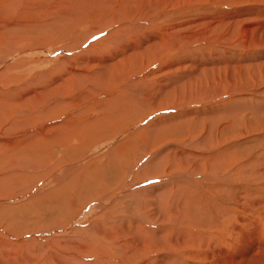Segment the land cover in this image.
I'll use <instances>...</instances> for the list:
<instances>
[{
  "label": "rangeland",
  "instance_id": "374dc122",
  "mask_svg": "<svg viewBox=\"0 0 264 264\" xmlns=\"http://www.w3.org/2000/svg\"><path fill=\"white\" fill-rule=\"evenodd\" d=\"M19 1L0 6V264H264V0Z\"/></svg>",
  "mask_w": 264,
  "mask_h": 264
},
{
  "label": "bare ground",
  "instance_id": "6f19581e",
  "mask_svg": "<svg viewBox=\"0 0 264 264\" xmlns=\"http://www.w3.org/2000/svg\"><path fill=\"white\" fill-rule=\"evenodd\" d=\"M2 1H3V0H0V3H1ZM4 1H5V4H6V5H9L8 7H10V4H12V5H11V8L13 9V8H14V7H13V6H14V2L17 1V0H4ZM89 1H90V0H89ZM110 1H112V0H110ZM19 2H20V1L18 0L17 6H18ZM113 2H114V1H113ZM113 2H112V3H113ZM95 3H96V2H95ZM99 4H100V3H99ZM99 4H98V5H99ZM1 5H3V4L1 3L0 6H1ZM86 5H88V2H87ZM86 5H85V8L87 7ZM143 5H144V4H143ZM146 5H147V4H146ZM79 6H80V5H79ZM105 6H108V5H105ZM144 6H145V5H144ZM81 7H83V6H81ZM88 7H90V6H88ZM114 7H115V6H114ZM129 7H130V6H129ZM79 8H80V7H79ZM101 8H102V7H101ZM104 8H106V7H104ZM109 8H110V7H109ZM80 9H81V8H80ZM86 9H87V8H86ZM89 9H91V7H90ZM93 9H94V8H93ZM117 9H118V8H117ZM151 9H152V8H151ZM99 10H100V9H99ZM99 10H98V11H99ZM101 10H103V9H101ZM114 10H115V9H114ZM152 10H153V9H152ZM83 11H84V9H83ZM115 11H116V10H115ZM129 11H130V10H129ZM75 12H76V11H75ZM75 12H74V13H75ZM175 12H177V11H175ZM255 12H256V11H255ZM20 13H21V12H20ZM45 15H46V19H47V16H48V17L51 16V14H50V16L47 15V14H44V16H45ZM160 15H161V14H160ZM42 16H43V15H42ZM44 16H43V17H44ZM99 16H100V15H99ZM161 16H162V15H161ZM255 16H257V15H255ZM39 17H40V16H39ZM52 17H54V16L52 15ZM159 17H160V16H159ZM167 17H168V16H167ZM223 17H224V16H223ZM139 18H140V17H139ZM153 18H154V16H153ZM35 19H36V18H35ZM38 19H39V18H38ZM46 19H45V20H46ZM48 19H50V18H48ZM142 19H143V18H142ZM40 20H42V19H40ZM40 20H38V22H39ZM61 20H62V18H61ZM150 21H151V20H150ZM222 21H223V20H222ZM0 22H1V19H0ZM5 22H6V21H5ZM17 22H18V21H17ZM30 22H31V21H30ZM32 22H33V20H32ZM32 22H31V23H32ZM59 22H60V21H59ZM3 23H4V22H3ZM6 23H7V22H6ZM11 23H12V22H11ZM19 23H20V22H19ZM27 23H28V22H27ZM27 23H26V25H27ZM31 23H30V24H31ZM41 23H42V21H41ZM43 23H44V22H43ZM62 23H63V22H62ZM153 23H154V22H153ZM197 23H198V22H197ZM7 24H9V23H7ZM15 24H16V23H15ZM15 24H14V25H15ZM24 24H25V23H24ZM32 24H33V23H32ZM32 24H31V25H32ZM45 24H46V22H45ZM45 24H44V25H45ZM49 24H50V23H49ZM49 24H48V25H49ZM70 24H71V22H70ZM129 24H130V25H129L130 30H131L135 35L137 34V32H138V33H139L140 31L142 32V29H141L142 26L140 27V25H139L136 21H134V22H132V23H129ZM150 24H151V23L149 22V25H150ZM195 24H196V23H195ZM224 24H225V23H224ZM4 25H5V23H4ZM14 25H13V26H14ZM17 25H18V24H17ZM26 25H23V26H26ZM40 25H41V24H40ZM46 25H47V24H46ZM46 25H45V26H46ZM146 25H147V24H146ZM7 26H8V25H7ZM33 26H34V25H33ZM33 26H32V27H33ZM4 27H5V26H4ZM15 27H17V26H15ZM18 27H20V26H18ZM30 27H31V26H30ZM50 27H51V26H50ZM50 27H49V28H50ZM125 27H126V26H125ZM198 27H199V26H198ZM33 28H34V27H33ZM33 28H31V29H33ZM47 28H48V27H47ZM211 28H212V27H211ZM213 28H214V27H213ZM217 28H218V27H217ZM3 29H4V28H3ZM5 29H7V28H5ZM9 29L12 30L10 27H9ZM9 29H7V30H9ZM14 29H15V28H14ZM19 29H21V27H20ZM29 29H30V28H29ZM62 29H63V28H62ZM98 29H99V28H98ZM151 29H152V28H151ZM7 30H6V31H7ZM15 30H17V29H15ZM15 30H14L13 32H15ZM174 30H175V28H174ZM6 31H5V33H6ZM18 31H19V30H18ZM22 31H23V30H22ZM22 31H21V32H22ZM26 31H27V30H26ZM26 31H25V32H26ZM63 31H64V29H63ZM93 31H94V30H93ZM212 31H213V30H212ZM10 32H11V31H10ZM25 32H24V33H25ZM48 32H49V30H48ZM5 33H4V34H5ZM19 33H20V32H19ZM32 33H33V32H32ZM49 33H50V32H49ZM60 33H61V32H60ZM94 33H95V32H94ZM7 34H9V33H7ZM58 34H59V33H58ZM113 34H116V32L113 33ZM23 35L26 36V34H23ZM48 35H49V34H48ZM142 35H144L143 32H142V34H141L140 36H142ZM137 36H138V35H137ZM144 36H145V35H144ZM218 36H219V35H218ZM180 37H181V36H180ZM216 37H217V36H216ZM19 38H20V36H19ZM19 38H18V39H19ZM43 38H44V37H43ZM181 38H182V37H181ZM221 38H222V37H221ZM15 39H16V37H15ZM18 39L16 40L17 42L20 41V40H18ZM145 39H146V38H145ZM154 39H156V38H154ZM44 40H45V39H44ZM102 40H104V39H102ZM117 40H118V38H117ZM136 40H137L136 42H139V41L142 40V38H141V39H136ZM182 40H183V39H182ZM212 40H213V37H212ZM9 41L11 42V40H9ZM9 41H8V42H9ZM12 41H13V38H12ZM14 41H15V40H14ZM16 41H15V42H16ZM127 41H128V40H127ZM149 41H151V40L149 39V40H147V44H146V43L143 44V46L145 47V49H147V50H144V51H145V54H144V57H145V58L148 57V56H146V54H147L148 51H151V52L154 51V53H155V49H153V48L156 47V46H153V45H155L154 42H156L157 40H155V41H151V42H149ZM183 41H184V40H183ZM188 41H189V40H188ZM1 42H2V43H6V41H4V39H2ZM8 42H7V43H8ZM36 42H37V41H36ZM99 42H100V41H99ZM111 42H112V41H111ZM111 42H110V43H111ZM144 42H145V41H144ZM170 42H171V40H170ZM181 42H182V41H181ZM2 43H0V44H2ZM7 43H6V44H7ZM142 43H143V42H142ZM6 44H5V45H6ZM22 44H23V42H22ZM101 44H103V42H102ZM140 44H141V43H140ZM152 44H153V45H152ZM3 45H4V44H3ZM7 45H8V44H7ZM7 45H6V46H7ZM12 45H13V44H12ZM19 45H21V44H19ZM35 45H36V44H35ZM72 45H73V44H72ZM112 45H113V44H112ZM116 45H117V44H116ZM137 45L139 46V44H137ZM168 45H169V44H168ZM1 46H2V45H0V49H1ZM6 46H5V47H6ZM10 46H11V45H10ZM36 46H37V45H36ZM138 46H137V47H138ZM164 46H166V45H164ZM170 46H171V45H170ZM179 46H180V45H179ZM5 47H4V48H5ZM121 47H123V46H121ZM124 47H126V46H124ZM124 47H123V48H124ZM128 47H129V46H128ZM137 47H136V48H137ZM158 47H159V46H157V48H158ZM177 47H178V46H177ZM12 48H13V47H12ZM90 48H91V47H90ZM92 48H94V47L92 46ZM130 48H131V47H130ZM132 48H133V47H132ZM132 48H131V50H132ZM136 48H135V46H134L133 49L135 50ZM170 48H171V47H170ZM10 49H11V48H10ZM14 49H15V46H14ZM14 49H13V50H14ZM16 49H17V48H16ZM70 49H71V47H70ZM140 49H141V48H140ZM176 49H177V48H176ZM4 50H8V51L11 52V50H9V48H8V49H4ZM4 50L1 51V52H4ZM18 50H19V49H18ZM61 50H62V49H61ZM129 50H130V49H129ZM134 50H133V51H134ZM137 50H139V49H137ZM137 50H136V51H137ZM141 50H142V49H141ZM141 50H140V51H141ZM177 50H179V47H178ZM14 51H15V50H14ZM136 51H135V52H136ZM140 51H138V52H140ZM84 52L86 53V51H84ZM121 52H122V51H121ZM123 52H124V51H123ZM11 53H12V52H11ZM15 53H16V52H15ZM66 53H67V52H66ZM124 53H125V52H124ZM127 53H128V52H127ZM141 53H142V52H141ZM41 54H42V53H41ZM114 54H115V53H114ZM132 54H134V52H133ZM136 54H138V53H136ZM80 55H81V54H80ZM121 55H123V54H121ZM147 55H148V54H147ZM133 56H134V55H133ZM135 56H136V55H135ZM142 56H143V54L141 55V58H139V59H142ZM149 57H151V56H149ZM70 59H71V58H70ZM124 59H126L125 56H124ZM124 59H123V61H124ZM117 60H118V59H117ZM150 60H153V58H150V59L148 58V61H150ZM120 61H121V60H120ZM126 61H127V60H126ZM124 62H125V61H124ZM142 62H144V61L142 60ZM145 62H146V61H145ZM115 63H116V62H115ZM122 63H123V62H122ZM66 67H67V66H66ZM115 67H116V64H115ZM11 70H13V69L11 68ZM11 70H10V71H11ZM15 70H19V69H15ZM116 70H117V69H116ZM13 71H14V70H13ZM125 72H126V71H125ZM125 72H123V73H125ZM127 72H128V71H127ZM16 73H17V72H16ZM19 73H21V72H19ZM80 73H81V72H80ZM67 74H69V73H67ZM12 75H13V74H12ZM65 75H66V74H65ZM80 75H81V74H80ZM17 76L20 77L19 75H17ZM66 76H67V75H66ZM72 77H73V76H72ZM78 77H80V76H78ZM13 78H15V77L13 76ZM21 78H22V77H21ZM15 79H16V78H15ZM23 79H24V78H23ZM68 79H69V76H68ZM102 79H103V78H102ZM21 80H22V79H21ZM77 81H78V80H77ZM80 81H81V80H80ZM87 81H88V80H87ZM16 82H17V81H16ZM137 82H138V81H137ZM139 82H140V81H139ZM139 82H138V83H139ZM143 84H144V83H143ZM143 84H142V85H143ZM2 85H3V83H2ZM134 85H135V84H134ZM87 86H88V85H87ZM93 86H94V85H93ZM137 86H138V85H136L135 87H137ZM2 87H3V86H2ZM130 87H133V86H130ZM145 87H147V85H144V86H143V88H145ZM66 88H67V87H66ZM20 90H21V89H20ZM148 90H149V89H148ZM29 91H30V90H29ZM27 92H28V91H27ZM242 92H243V91H242ZM141 93H142V91H141ZM34 94H35V93H34ZM11 97L13 98L12 95H11ZM174 97H175V96H174ZM5 99H6V98H5ZM7 99H8V98H7ZM17 99H18V98H17ZM23 99H24V98H23ZM9 101H10V100H9ZM22 101H23V100H22ZM6 103L8 104V102H6ZM10 103H11V102H10ZM15 103H16V102H15ZM19 104H20V103H19ZM10 105H11V104H10ZM22 105H23V102H22ZM0 106H1V104H0ZM98 106H99V105H98ZM1 107H2V106H1ZM9 107H10V106H9ZM14 107H15V106H14ZM3 109L5 110L6 108L3 107ZM7 109H9V108H7ZM107 110H108V109H107ZM4 112H5V111H4ZM6 112H7V111H6ZM24 115H25V114H24ZM103 118H104V117H103ZM41 119H42V118H41ZM157 119H158V118H157ZM79 121H80V120H79ZM94 121H95V120H94ZM234 121H235V120H234ZM93 123H94V122H93ZM165 123H166V122H165ZM71 125H72V124H71ZM79 125H80V124H79ZM5 126H6V125H5ZM58 126H59V125H58ZM63 126H64V125H63ZM154 126H155V125H154ZM89 127H90V126H89ZM5 129H6V128H5ZM48 129H49V128H48ZM71 130H72V129H71ZM5 131H6V130H5ZM7 131H8V130H7ZM139 131H140V130H139ZM89 135H90V134H89ZM140 135H141V134H140ZM36 136H37V135H36ZM36 136H35V137H36ZM30 138H31V137H30ZM37 138H39V136H38ZM94 139H95V138H94ZM52 140H53V139H52ZM25 142H26V141H25ZM27 142H28V141H27ZM42 142H43V141H42ZM5 143H6V142H5ZM5 143H4V144H5ZM8 143H9V142H8ZM132 143H133V142H132ZM10 146H11V144H10ZM128 146H129V145H128ZM130 146H131V145H130ZM132 147H133V146H132ZM88 151H89V150H88ZM120 151H122V150H120ZM110 155H111V154H110ZM121 155H122V154H121ZM19 156H20V155H19ZM123 156H124V155H123ZM120 157H121V156H120ZM112 160H113V159H112ZM120 160H121V159H120ZM112 162H113V161H112ZM110 164H112V163H110ZM116 164H118V163H116ZM159 164H160V163H159ZM112 165H113V164H112ZM109 166H110V165H107L108 169L110 168ZM145 166H146V165H145ZM257 167H258V166H257ZM98 168H99V167H98ZM220 168H221V167H220ZM252 168H253V167H252ZM103 169H104V168H103ZM240 169H241V168H240ZM151 170H153V169H151ZM104 171H105V170H104ZM108 171H109V170H108ZM122 171H123V169H122ZM124 171H125V170H124ZM251 171H252V170H251ZM77 172H78V171H77ZM91 172H93V171H91ZM95 172H96V171H95ZM100 172H101V171H100ZM71 173H72V172H71ZM73 173H74V172H73ZM105 173H108V172H105ZM109 173H112V172H109ZM84 174H85V173H84ZM98 174H99V173H98ZM92 176H93V174H92ZM96 176H97V175H96ZM121 176H122V175H121ZM123 177H125V174H124ZM91 181H92V180H91ZM122 181H123V180H122ZM71 182H72V180H71ZM84 182H86V181H84ZM77 183H78V182H77ZM72 184H73V183H72ZM84 184H86V183H84ZM223 184H224V183H223ZM70 187H71V186H70ZM51 191H52V190H51ZM54 191H55V190H54ZM212 192H213V191H212ZM226 193H227V195H229L230 198H232L231 203H237V202L239 203V202L241 201L242 203H244V205H246V204L249 205V206L252 205V203L249 204V202H248V201H249V197H248V196H246V197H244V198L238 197V196H236V195L231 196L232 192H231L230 190L226 191ZM244 193H245V192H244ZM193 196H194V195H193ZM240 198H241V199H240ZM242 199H245V201H243ZM54 200H55V199H54ZM172 200H173V199H172ZM189 200H190V199H189ZM184 201H185V200H184ZM192 202H193V201H192ZM247 202H248V203H247ZM236 207H237V206H236ZM258 209H260V208H258ZM235 210H236V209H235ZM241 210H242V209H241ZM201 211H202V210H201ZM237 211H238V210H237ZM247 211H248V210H247ZM253 211H254V210H253ZM253 211H252V213H253ZM227 213H228V212H227ZM236 214H237V213H236ZM239 214H240V212H239ZM229 215H230V214H229ZM236 216H237V215H236ZM216 217H217V216H216ZM247 217H248V216H247ZM187 218H188V217H187ZM225 218H226V217H225ZM189 219H190V218H189ZM194 220H195V219H194ZM200 221H201V220H200ZM189 222H190V223H189ZM231 222H232V221H231ZM187 223L190 224V225H193V222H191L190 220H189ZM224 223H225V222H224ZM250 223H251V222H250ZM208 224H209V223H208ZM208 224L206 225V223H205L204 225H206V227L209 228V227H208ZM212 224H213V223H212ZM195 225H196V224H195ZM223 225H224V224H223ZM243 225H244V224H243ZM196 226H197V225H196ZM239 226H240V225H239ZM200 227H201V226H200ZM215 227H218V226H215ZM215 227H213V228H215ZM248 227H249V226H248ZM248 227H246V228H248ZM218 229H219V228H218ZM208 230L211 231V229H208ZM244 230H245V229H244ZM215 231H216V230H215ZM231 231H232V229H231ZM212 232H213V230H212ZM186 233H187V232H186ZM186 233H185V234H186ZM238 233H239V232H238ZM215 234H216V233H215ZM213 235H214V234H213ZM192 237H193V236H192ZM217 238H218V237H217ZM232 238H233V237H232ZM236 238H237V237H236ZM236 238H235V239H236ZM257 238H258V237H257ZM212 239H213L212 236H210V238L208 239L209 242H207V243H208L207 246L212 247V250H210V251H211V252H210V255H211V253L214 252V250H213V245H215V244L210 243V242L212 241ZM190 240H191V239H190ZM206 240H207V239H206ZM184 241H187V240H184ZM232 241H234V239H232ZM247 241H248V240H247ZM247 241H245V242H247ZM173 242H174V241H173ZM187 243H188V242H187ZM195 243H196V242H195ZM195 243H194V245H195ZM257 243H258V242H257ZM188 244H189V243H188ZM197 244H198V243H197ZM197 244H196V245H197ZM218 244H219V243H218ZM222 244H223V243H222ZM224 244H225V243H224ZM229 244H233V243L230 242ZM245 244H246V243H245ZM176 245H178V243H177ZM200 245H201V243H200ZM204 245H205V244H204ZM233 245H234V244H233ZM242 245H243V244H242ZM255 245H256V244H255ZM172 246L174 247V245H172ZM187 246H188V245H187ZM217 246H218V245H217ZM217 246H216V247H217ZM231 246H232V245H231ZM244 246H245V245H244ZM257 246H258V245H257ZM176 247H177V246H176ZM180 247H181V246H180ZM184 247H185V246H184ZM195 247H196V246H195ZM199 247H200V246H199ZM203 247H204V246H203ZM216 247H215V248H216ZM225 247H226V245H225ZM245 247H246V246H245ZM255 247H256V246H255ZM263 247H264V246H263ZM191 248H194V247H191ZM215 248H214V249H215ZM227 248H228V247H226V249H227ZM257 248H258V247L255 248L256 251H258ZM189 249H190V248H189ZM196 249H198V248H196ZM263 249H264V248H263ZM215 250H216V249H215ZM221 250H222V249H221ZM251 250H252V249H251ZM259 250H260V249H259ZM237 251L239 252V253H238L239 258H241V261H238V262H239V264H243V263H244L243 261H244L245 255H246V253L244 252L245 250L242 251V250H240V248H239V250H237ZM252 251H253V250H252ZM260 251H261V250H260ZM262 251H263V250H262ZM258 252H259V251H258ZM192 253H193V252H192ZM194 253H197L196 250H195ZM194 253H193V254H194ZM219 253H220V251H219ZM251 253H252V252H251ZM259 253H260V252H259ZM261 253H262V252H261ZM227 254H228V253H226V254L224 253V255H225L226 257H227ZM241 254H242V255H241ZM201 255H202V254H201ZM216 255H217V254H216ZM224 255H223V253H222L221 257L224 256ZM247 255H248V253H247ZM194 256L196 257V254H195ZM230 256H231V255H230ZM195 257H194V258H195ZM199 257H200V256H199ZM199 257H198V258H199ZM201 257H202V256H201ZM201 257H200V258H201ZM206 257H208V256H206ZM217 257H218V256H217ZM221 257H220V258H221ZM248 257H249V256H248ZM222 258H223V257H222ZM204 260H205V259H204ZM222 260H223V259H222ZM124 261H125V260H124ZM195 261H196V260H195ZM211 261H212V260H211ZM218 261H220V260H218ZM218 261H216V262H218ZM221 262H222V261H221ZM223 262H224V260H223ZM242 262H243V263H242ZM192 263H193V262H192ZM200 263H201V262H200ZM212 263H213V261H212ZM196 264H197V263H196ZM206 264H208V263H206ZM214 264H215V263H214Z\"/></svg>",
  "mask_w": 264,
  "mask_h": 264
}]
</instances>
